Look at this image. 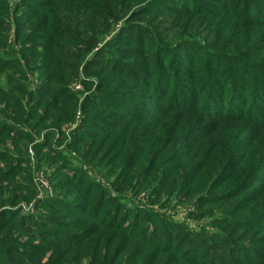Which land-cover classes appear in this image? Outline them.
I'll list each match as a JSON object with an SVG mask.
<instances>
[{
	"label": "rangeland",
	"instance_id": "1",
	"mask_svg": "<svg viewBox=\"0 0 264 264\" xmlns=\"http://www.w3.org/2000/svg\"><path fill=\"white\" fill-rule=\"evenodd\" d=\"M8 1L13 9L9 20L10 30L7 31L8 28L3 27L6 38L10 39L8 43L18 39L16 47L18 55L9 53L13 50L10 46L3 52L6 60H10L7 62L10 65L1 64L5 68L0 67V86L4 90L0 95V104L3 102L4 106L8 104L13 106L14 94L17 97L21 93L23 96L30 94V90H34V87L43 82L45 87L50 86L52 76H49L46 68L57 70L59 77L57 75L55 77L60 80L61 70L63 76L70 75L69 80L61 81L64 87L68 86L72 92L67 94V97L73 100L63 101L58 97V88L54 90L48 88L38 101L31 97L28 102H24L27 118H30L32 114L35 116L30 119V122L21 124L27 134L26 140L21 143L23 150L20 151L18 148L16 151V143L12 139L5 142L0 139V148L14 150L17 153L25 151L26 155V162L20 169L23 172L13 174V169L9 168L14 163L12 157L7 153L2 155L0 152V156L9 160H0V168H3L0 170V175L3 176L0 177V184L6 187L12 186L11 195H7L6 198L13 196L14 191V199L17 196L28 199V201L20 200L18 205H15V210L21 209L19 215L25 216L35 211L38 200L48 196L73 201L78 198L80 191L82 199L84 189L77 185L78 181L74 176L78 173L77 164L83 163L88 166L85 168L84 165V168L91 177H94L91 179L101 182L108 188L110 190L108 196L117 198V201L106 206L108 209L111 207L117 211L124 203L125 209L132 211L127 215V218L130 216V221L127 223L122 221L125 212L121 215V221L117 223L118 215L107 219L108 213L103 220L84 221L86 223L83 226L80 216L64 221L69 223L74 220L79 225L77 231L73 233L90 228L92 234L80 244L61 247L57 249V252L52 247L47 248L48 243H42L44 236L34 237L33 235L48 230V228L44 229L42 220L38 221L41 222L39 224L33 222L35 225L30 220L27 222L25 220L21 223V231L14 229V237L18 240L14 245L21 240L19 247L21 250L30 244H43V248L47 249L44 250L45 252L32 256L26 252L25 255L22 254L20 249H14L16 258L14 264L16 262L23 264L30 260L45 263L50 260L53 252L57 254L58 250L64 249L70 252L65 259L56 264H199V262L210 264V257H207L210 249L231 253L236 246L238 251L242 249L243 252L247 247L252 250L258 248L256 252H253L254 254L249 253L248 257L241 256L240 262L264 264V133L258 131L253 134H243L236 148L238 155L234 156L225 138L236 142L239 132L229 129V133L221 135L217 127L212 135L213 131L209 130L204 116L193 120V117L189 116H176L181 112L164 109L170 114L144 121L150 112L155 111V116L157 115L161 101L154 96H159L164 92V88L167 89V86L161 85L160 91H156L159 86L154 85L152 91L153 85L144 88L146 79L140 82L146 75V70L153 73L154 67L147 66L143 73L140 67L143 66V57H150V50L144 46L150 38L146 31L144 33L139 27L124 22L127 17L111 26L102 16L91 22L90 18L97 15L90 9L98 6L99 0ZM105 1L110 0H101V2ZM234 1L226 5L222 15L212 18L206 13L200 20L193 22L190 21L195 16L185 18L182 24L207 40L215 41L218 36L216 43L220 46L218 48L220 51L225 42L226 46L227 44L231 46V40L237 44L236 46L248 47L249 45L251 47L248 52L252 54L250 60L263 62L264 59H259V56H264V25L261 24L255 28L238 25L241 23L238 16L241 9H235ZM16 2H19L21 6L16 8ZM171 2L167 0L166 6H171ZM29 5H33L32 9L37 6L45 11L36 9L33 13L26 8ZM216 6H220L216 10L222 7V5ZM135 7L136 3L126 10L129 16L134 12ZM69 16L72 20L78 21V24L67 22L70 24L68 27L66 19H69ZM234 16H236L235 19ZM159 18L158 13L155 15L146 11V15H141L137 24L145 29L148 26L147 21L154 25ZM28 19L29 21H26ZM176 24L173 23L174 26ZM177 27L171 28L166 25L164 30H176ZM84 29L90 30L87 34H83L90 41H95L97 37L101 38V40L96 39L98 43L90 52H84L85 47L80 46L84 41L81 35ZM36 38L41 40L37 42ZM130 38L135 41L130 42ZM48 41L50 42L47 44ZM34 47L42 55L44 53L41 50H44L49 60L42 61L41 55H38L32 62ZM186 52V50L173 52L178 54L183 68H189L188 63L192 60L191 57L186 56ZM114 58L122 64L117 66L116 72L111 71L116 64ZM149 61L150 65L153 64V57ZM14 68L17 70L16 73ZM169 68L173 69L174 66ZM187 72L181 73L184 80L181 82L182 88L191 87L188 83L191 74L189 73L190 76H188ZM173 91L171 88L170 94ZM200 91L197 92L195 99L200 95ZM201 102L204 105V99H201ZM128 103L135 104L141 112H145L141 121L137 123L127 122L125 119L119 121L120 114L123 115L126 110L133 111V107L126 105ZM52 104H54V110H48L50 113H47V105ZM65 108L70 109L71 113L63 118L62 113ZM84 111L90 112L87 119L83 114ZM3 112L10 117V108L7 110L0 107V118H3ZM95 113H99L98 118L94 115ZM44 114L50 116L43 119ZM65 114H67L66 111ZM130 115H123V117ZM0 122L6 123L4 120ZM118 123L122 125L119 126ZM7 124L0 127L7 131H14L10 132L14 136L17 130L14 127V130L11 129L12 123H9L10 127ZM111 124L119 127L112 128L109 134H105V130L98 132L94 138L83 137L90 127L93 129L92 132L95 130L97 132L98 129ZM124 127L126 134L122 133ZM136 131L138 133H135ZM131 133L137 134L135 140L130 137ZM89 134L90 131L87 132V135ZM48 140L50 144H47ZM76 142L77 145H75ZM90 145H92V153L98 150V156L91 163L89 159L84 162L79 154L83 148H89ZM78 146L82 148L78 149ZM180 148H182L181 151ZM61 157L67 158L70 165L66 164ZM150 161H155L151 168L149 165H144ZM127 165L129 166L125 176L129 177L121 178L124 173L123 166ZM84 168L81 165L79 172L87 173L81 171ZM259 169L262 170L256 172ZM28 177L34 180L37 188L32 195L25 189L32 181L27 182ZM114 183L125 188L117 191ZM99 193L89 196L90 202L96 203L100 199ZM86 202L89 201L86 200ZM106 207L103 212H107ZM144 209L154 212L153 224L158 226L154 229L161 230L158 237L151 235L150 238L154 243L150 244L145 238L133 237L126 232L136 228L132 223L140 217V214H146L142 211ZM41 212L48 215L49 208ZM17 218L19 220L21 216ZM78 220L80 223H77ZM146 224L144 226L150 225ZM91 225L94 227H90ZM50 228L57 227L54 225ZM150 232L153 234V229ZM180 232L182 234L189 232L192 236V252L182 253L180 251L182 248L177 249L176 245L173 247L172 241L179 239ZM167 233L171 237L170 240L164 237ZM142 252L143 255L140 256ZM214 255H212L213 258ZM191 256L195 258L189 259ZM196 258H199V261H196ZM219 261H223V258ZM211 263L214 264L215 261ZM0 264L3 263L0 262Z\"/></svg>",
	"mask_w": 264,
	"mask_h": 264
},
{
	"label": "trees",
	"instance_id": "2",
	"mask_svg": "<svg viewBox=\"0 0 264 264\" xmlns=\"http://www.w3.org/2000/svg\"><path fill=\"white\" fill-rule=\"evenodd\" d=\"M76 1V0H73ZM171 6H166L167 0H115V1H105L101 2L99 0V4L96 7H93L90 9V11L96 13V17H92L91 22L96 21V19H99L100 16L106 18L107 22H109L110 26L114 25L116 23H119L124 18L126 20L124 22H127V24H133L135 27H139L140 31L143 30L146 31V34L150 36V38L146 41V45L144 46L150 50V57H143V66H140L142 68V73L144 72V69L146 67L150 66L153 67V73H149L150 70H146L147 73L144 75V78L141 79L140 82L143 80L144 82V88H149L152 86V91L154 89V85L159 86V89L156 91H160V86L163 87L167 86V89L164 92L160 93L159 96L155 99L160 100L161 102L166 103L165 105L160 102V107L157 111V115L155 116V111L150 112L149 116L144 119H151V118H159V116L164 114H170L166 112L164 109H169L173 112H181L179 115L176 116H189L193 117V120L200 119L201 116H204L207 120L206 125H209V130L213 131L212 135L215 133L216 128L218 127V130H220L221 135H226V133H229V129L239 132L237 135V141L233 142L227 137L225 138L226 144L230 146L231 154L235 156L238 155L236 148L238 145L239 139L242 137V135L247 134H253L255 132L260 131L261 133H264V61H252V54L248 52V47H245L243 45H238L236 43H233V40H231L232 45L227 46L225 43L221 46V51L218 49L220 46L217 45L216 36L215 41L213 40H207L200 36L199 34H195L193 30L186 25L182 24V21H184L185 18H192L195 16L190 22H193L195 20H200L203 14L206 13L210 14L212 18H215L219 14H223V12L226 9V5H229L232 0H214L213 2H209L208 0H170ZM219 1V2H218ZM136 3V7L134 8V12L131 13L129 16V13L126 11L132 7ZM215 3H221V4H215ZM16 8L21 6L19 2H16ZM234 4L236 5L235 9H241V11L238 13V16L241 20V23L238 25L245 26L249 28H255L259 25H264V0H235ZM74 5V4H73ZM216 5H222V7L219 10H216L220 6ZM210 6L212 9H210ZM33 5L26 6L28 11H36V9H40V11L43 8H38L37 6L34 7L35 9H32ZM122 7L124 8L122 10ZM46 9V8H45ZM12 8L10 6V3L8 0H0V27L2 26V29H0V67H4L1 64H6L7 66L10 65L7 62L10 60H6V57L3 52H5V49L7 47H12L13 50L9 52L10 54H14V56L18 55V50L16 49L18 45V39L9 41L8 43V37L6 38L4 27H7V31L10 30L9 27V20L12 13ZM151 10V11H150ZM45 11V10H42ZM147 13L151 14H157L159 15V20L157 24L152 25L149 21H147L148 26L144 29L143 26H139L137 24V21L139 20L141 15H146ZM159 11V12H158ZM33 12V13H34ZM149 15V14H148ZM236 15V14H235ZM51 16V15H49ZM99 17V18H98ZM51 18V17H50ZM236 16H234V19ZM89 20V19H88ZM168 22L166 23V21ZM26 21H29L26 20ZM157 21V20H156ZM67 22H70L72 24L77 25L78 21L72 20L71 16H69V19H66V25L69 27L70 24ZM177 23L175 26H178L176 30H167L165 31L164 28L166 25L173 28L175 27L173 23ZM246 29V28H245ZM90 30L84 29V31L81 33V35L84 37L83 44L80 46L85 47L84 52H90L93 50V48L96 46L98 42H96V39L101 40L100 37L95 38V41H90L87 36H84L83 34H87ZM145 33V32H144ZM142 36V35H140ZM38 37V36H36ZM41 40V38H36V41L38 42ZM118 40V39H117ZM116 40V41H117ZM90 41V42H87ZM130 42H134L135 39L130 38ZM50 41L47 42V44ZM15 43V44H14ZM41 43V42H39ZM143 45V44H142ZM79 46V47H80ZM225 46V47H224ZM22 48V46H21ZM20 48V50H21ZM19 50V51H20ZM34 53L32 54L31 61H35L38 57V55H41L42 61H48L49 57H46V53L44 50V54L38 53L36 47H34ZM183 50H186L188 57H191L192 60L188 63L189 68H183L182 62L180 61V58L178 54H173V52H181ZM171 52V53H170ZM258 55V54H256ZM153 57V64L150 65V59ZM263 58L264 56H259V59ZM115 60V67L111 69L112 72L117 71V66L122 65L121 63L117 62V59ZM30 60V59H29ZM29 62V61H28ZM169 66H174L173 69H170ZM51 68V66L49 67ZM243 68V70H242ZM189 69L190 72H187ZM8 70V69H7ZM16 68H14V73H16ZM46 71L49 72V76H52L50 78L52 80V83L50 86L45 87V82L38 84V86L34 87V90H30V94H18V97L16 94H14V107L9 105H2L0 104L1 108L3 109H9L10 108V117L7 116L3 112L2 116L3 118H0V120H4V122H0V126L3 124H9L12 123L13 126H11V129L14 130V128L17 130L15 132V135L12 136L10 132L14 131H7L4 128L0 127V139H3L4 142L8 141L9 139H12L13 142L16 143L15 149L19 148L20 151L23 150L21 143L25 141L26 139V132L24 131V127H22L21 124L25 122H30V119L35 116V114H32L30 118H27V115L25 113V105L24 102H28V99L33 97L38 101L42 94L46 91V89L50 88L51 90H54L58 88V97H60L63 101H72L73 98L67 97V94H72V92L69 90L68 86L67 88L64 87V83L61 80H69L70 75H64L62 74L61 70V80L55 77L57 75L59 77V73L57 70H48L46 68ZM171 72V74L169 73ZM182 72H187L188 76L189 73L191 74V79L188 80V83L191 85L190 88H182L184 80L182 79ZM121 73V72H119ZM46 74V73H45ZM153 82V83H152ZM1 87V86H0ZM203 87V90L200 91V89ZM171 88L174 90L172 94H170ZM3 88H0V95L3 92ZM200 91V95L195 99V96L197 92ZM47 94V93H46ZM156 94V93H155ZM183 95V96H182ZM8 97V95H6ZM21 98V99H19ZM201 99H204V105L201 102ZM11 103V102H10ZM55 103V101H53ZM96 104L99 103L96 101ZM100 105H104L103 103H100ZM127 106L133 107V111L129 112L126 110V112L123 115H129L123 117L122 114L119 117V121L124 119L127 122H134L137 123L141 121V119L144 117L145 112H141L139 108L133 103L126 104ZM243 106V107H242ZM54 104L48 106L47 105V113H50L48 110H54L53 109ZM117 109V108H115ZM125 109V108H124ZM72 110V108H71ZM23 111V112H22ZM65 111L67 114H65ZM123 111V110H121ZM45 112V113H46ZM172 112V113H173ZM71 111L68 108H65L62 117L64 118L66 115H70ZM101 113V112H100ZM86 117L90 115L89 111H84L83 113ZM99 114V113H98ZM98 114H94L97 118L99 117ZM41 116V115H40ZM39 116V118H40ZM50 115L44 114L42 117L43 119L45 117H48ZM70 117V116H69ZM68 117V118H69ZM136 117V119H135ZM210 119H209V118ZM38 118V119H39ZM71 119V118H69ZM90 119V118H89ZM138 120V121H137ZM7 124V125H8ZM15 124V125H14ZM11 124H9L10 127ZM118 125H122L121 123H118ZM127 125V124H126ZM114 126V127H113ZM119 126H115L114 124H111L110 126L102 127L100 130L98 129L94 132L92 127L88 131H90V134L87 135L86 131L83 134V137H96L98 135V132L105 131L104 133H110V130L116 129ZM8 127V126H7ZM6 127V128H7ZM14 127V128H13ZM123 134H126V128H123ZM96 133V134H94ZM135 133H138L137 131ZM131 133L130 137H133L135 140V137L137 134ZM186 137V136H185ZM173 139V138H172ZM47 144H50V141H47ZM14 145V144H13ZM77 145V142L75 143ZM81 149L82 147L78 146V149ZM2 150V151H1ZM182 148H180V151ZM4 151V152H3ZM0 152H2V155H5L7 153L12 157L13 165L9 168L13 169L14 173L17 174L20 172H23L22 165L24 162H26V155L25 151L21 153H17L14 150H10L7 148H0ZM6 154V155H7ZM80 156L82 160L85 162L86 159L91 161L94 160L98 156V150L94 153H92V145L89 146V148H83L80 151ZM63 158V157H61ZM0 160L9 161L8 158H5L0 156ZM64 162L70 165V161H68L67 158H63ZM155 161H150L147 164H144L145 166L149 165V168L152 167ZM89 163V164H90ZM88 164V165H89ZM129 164H131V161L129 160ZM85 165V168L88 166L86 164H77V174L74 176L77 182V185L84 189L83 197L80 198L81 192L79 191L78 198L73 201L69 200H62L60 197H45L43 199H40L35 204V211L31 213L30 215H19L21 209L15 210V205H18V202L20 200H27L26 198H22L21 196H17L14 199V191L13 196H10V198H6L7 195H11V189L12 186H7L4 184H0V262L3 264H14V260L16 258L14 257V249H20L21 246V240L17 245H14L18 242L16 240L17 238L14 237V229L16 231H21V223H24L25 220H30L31 223L36 222L37 224L41 223L38 221L42 220V225H44V229L48 228V230H43L45 232L40 233H34V237L36 236H44L45 238L42 240V243H48V247H52L54 251L57 252V249L61 247H70L73 245L80 244L83 240H85L89 235L92 234L91 229L87 228L85 231L79 230L76 233H73V231H77V228L79 225L72 220L71 222H64L72 219L74 216H80L82 217L81 225L83 226L86 222V220H91L92 222H97L96 220H103L106 213H108V218H114L116 217V223L121 221V215L125 212L124 217L122 218V221H125V223L129 222L130 219L127 215L132 213L131 210L125 209V204H122V207L117 209V211H114L113 208L110 207L108 209L106 206H109L110 203H113V201H117L116 197H110L108 196V193L110 194V190L103 186L101 182L94 181L91 178V175L89 172L85 169L79 172L78 170L80 166ZM127 165L126 167L123 166V174L121 178L129 177L125 176L127 173ZM3 168H0V170ZM262 169L257 170L256 172H260ZM92 172V170L90 169ZM165 176V172L163 173ZM0 177H3L0 175ZM94 178V177H93ZM29 179V177H28ZM96 179V178H95ZM131 179V177H130ZM32 180L30 178L29 180H26L29 182ZM97 180V179H96ZM17 183V182H16ZM114 186L117 191L122 190L125 187H119L117 184L114 183ZM30 195H32V192H36L37 188L35 187V182L32 180L30 182V185L25 188ZM100 196V199L97 200L96 203L90 202L89 196L97 195ZM116 199V200H115ZM88 200L89 202H86ZM69 202V203H67ZM105 203V204H104ZM108 209L107 212H103L104 206ZM120 204V203H119ZM79 205V206H78ZM78 206V207H77ZM124 206V207H123ZM45 208H49L48 215L43 214L41 211ZM146 214H140V217L136 218L132 225L133 227L136 226L134 230H126L127 234H131L133 237L138 238H145L146 242L148 244L154 243L153 240L150 238L152 237H158L161 230H155L154 228L158 227L156 224H153V214L154 212L152 210L144 209L142 210ZM72 217H69L71 216ZM21 218L17 220V217ZM264 216V215H263ZM262 216V217H263ZM30 217V218H29ZM143 217V220L141 218ZM78 220L77 223H80ZM19 222V223H18ZM83 222V223H82ZM148 222V223H147ZM18 223V224H16ZM141 223V224H140ZM150 224L148 227L144 226L145 224ZM34 224V223H33ZM76 224V225H75ZM146 224V225H147ZM35 225V224H34ZM56 226L57 228H50V226ZM74 225V226H72ZM80 225V226H81ZM114 226V225H112ZM90 227H94V225H91ZM107 229H110L107 227ZM145 229V230H144ZM151 229H153V234H151ZM121 230V229H119ZM185 231V230H184ZM91 232V233H90ZM179 239L172 241L173 247L176 245L177 249L180 250L182 253L184 252H192V236L189 232L179 233ZM87 235V236H86ZM86 236V237H85ZM164 237H168L170 240L171 237L167 233ZM163 238V237H162ZM43 244H30L26 245L23 250H19L22 252V254L28 253L29 255L34 254H40L42 252H45L44 250L47 248H43ZM245 248V247H244ZM191 249V250H190ZM233 250L234 252H220L216 249H210V252L208 253L207 257H210L211 261H215L214 264H244V262H240V257H247L249 256V253L254 254L253 252H256L258 248H255L252 250V248H245V252L241 249L238 251V247L236 246ZM26 252V253H25ZM70 251L69 250H58L57 254L52 253V257H50L47 262H34V261H28L23 264H56L60 263L62 259H65ZM194 253V251H193ZM214 255V258L212 255ZM143 255L140 254V256ZM196 255V254H195ZM195 257H190L189 259H193ZM220 258H223V261H219ZM53 259H55V262H53ZM196 261H199V258H196ZM210 264H213L211 263ZM15 264H20L16 262ZM200 264V262H199ZM250 264V263H247Z\"/></svg>",
	"mask_w": 264,
	"mask_h": 264
}]
</instances>
